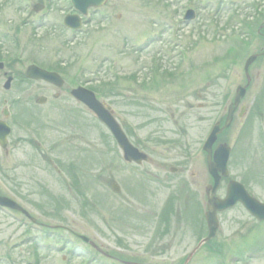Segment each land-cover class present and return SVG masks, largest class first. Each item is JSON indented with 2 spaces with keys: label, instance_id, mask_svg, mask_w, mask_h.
Listing matches in <instances>:
<instances>
[{
  "label": "rangeland",
  "instance_id": "1",
  "mask_svg": "<svg viewBox=\"0 0 264 264\" xmlns=\"http://www.w3.org/2000/svg\"><path fill=\"white\" fill-rule=\"evenodd\" d=\"M70 11L67 0H0V62L13 76L9 90L0 77V120L7 109L11 128L0 195L38 223L0 209V264H183L207 235L201 146L255 54L245 111L240 118L237 107L217 139L231 155L216 196L230 179L264 203V0H107L74 33L62 25ZM30 64L58 73L62 88L24 79ZM78 86L110 107L147 162H123L107 129L71 97ZM162 204L179 217L158 240ZM217 217L214 238L185 264H264V222L239 205Z\"/></svg>",
  "mask_w": 264,
  "mask_h": 264
},
{
  "label": "water",
  "instance_id": "2",
  "mask_svg": "<svg viewBox=\"0 0 264 264\" xmlns=\"http://www.w3.org/2000/svg\"><path fill=\"white\" fill-rule=\"evenodd\" d=\"M106 0H71L75 9H77L82 14H85L87 9L90 7H98L101 6ZM193 18V13L188 11L186 13L185 19L190 20ZM65 25L70 28L77 29L79 27L77 20L73 17H66L64 20ZM264 54V52L262 53ZM256 56H251L247 59L244 65V70L247 75L248 66L255 60ZM26 77L31 79H42L48 81L58 87L62 85L61 79L57 77V75L45 72L40 70L37 67L30 66L26 70ZM9 83L5 84V88L7 89ZM245 94V87H238L236 90V94L234 97L233 106L235 107L239 100ZM71 95L83 105H85L93 114L97 117V119L105 125V127L111 132L113 137L115 138L117 145L123 152V157L128 162H135L139 164L145 157L138 153L136 149H134L127 141L126 137L122 133L120 127L117 125L116 121L112 117L109 109L104 107L101 103H99L94 95L83 88H77L71 92ZM232 108V107H231ZM229 109L228 117L226 119L225 125L222 129L226 128L231 120L232 109ZM243 110V109H242ZM222 129H219L217 126L213 128L210 135L208 136L203 149L207 152V165L208 171L214 179V185L209 187L206 190L207 197V213L205 214V219L208 227V236L202 242H206L210 240L214 235L215 231L218 227L217 221V212H221L223 210L229 209L233 207L237 202L241 203L244 208L257 220H264V204L259 203L255 199L249 197L244 190L243 186L236 182H229L227 186V192L224 199L215 198L214 194L218 187L221 176H227V160L229 157V149L225 144L219 145L216 147L213 153V163L209 162L211 147L216 139V135L221 132ZM9 134V128L5 125L4 122L0 121V146L2 148L6 145V137ZM220 172L221 176L218 175ZM113 191L117 192L118 188L115 185H112ZM0 206L9 208L11 210L22 211L23 210L12 200L1 197L0 196ZM201 242V243H202Z\"/></svg>",
  "mask_w": 264,
  "mask_h": 264
},
{
  "label": "flooded vegetation",
  "instance_id": "3",
  "mask_svg": "<svg viewBox=\"0 0 264 264\" xmlns=\"http://www.w3.org/2000/svg\"><path fill=\"white\" fill-rule=\"evenodd\" d=\"M263 27V26H262ZM262 27H260V29L257 31V33L261 36H264V34L261 33V29H263ZM7 69L6 66H3L2 69H0V77L2 76L3 78H7L8 76H11V70L10 69H7V71H5ZM170 170H173L170 169ZM175 170V169H174ZM211 179V178H210ZM212 181L209 182V185H211ZM206 188V187H205ZM205 191V189H204ZM205 197V196H204ZM206 204V203H205ZM202 209V211H201ZM199 212H200V215L202 213V215L204 216V213H205V210H206V205L203 207V208H200L199 207ZM163 211L164 215L161 217V220H160V223H156L154 226H153V233L151 236L153 237H158V240L164 238V235L166 236L169 232V226L171 224V227L174 229L175 228V222L178 221V217H179V209L177 208H174V207H171V208H166L165 206H162V210L161 212ZM20 215V214H19ZM160 216V215H159ZM159 216H158V219H159ZM157 219V221H158ZM165 220V221H164ZM164 221L165 224H163L162 226V229H161V223ZM33 224L36 223V221L32 222ZM161 230V231H160ZM147 231V230H146ZM160 232V233H159ZM164 234V235H162ZM101 253V252H100ZM101 254H104V253H101ZM117 260V259H116Z\"/></svg>",
  "mask_w": 264,
  "mask_h": 264
}]
</instances>
